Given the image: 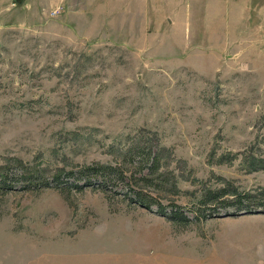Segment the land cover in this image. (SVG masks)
I'll list each match as a JSON object with an SVG mask.
<instances>
[{"label":"rangeland","instance_id":"obj_1","mask_svg":"<svg viewBox=\"0 0 264 264\" xmlns=\"http://www.w3.org/2000/svg\"><path fill=\"white\" fill-rule=\"evenodd\" d=\"M41 6L0 0V264H264L263 213L181 224L123 184L41 186L119 165L192 218L209 189L264 186V0Z\"/></svg>","mask_w":264,"mask_h":264},{"label":"trees","instance_id":"obj_2","mask_svg":"<svg viewBox=\"0 0 264 264\" xmlns=\"http://www.w3.org/2000/svg\"><path fill=\"white\" fill-rule=\"evenodd\" d=\"M144 158L139 163L138 173L148 168V174L152 173L153 166L156 162L155 155H152V149L143 151ZM22 177L20 175L7 174L3 181L5 187L13 188L15 183ZM55 184L56 186L70 187L74 186L77 189H83L85 187H98L104 191L114 189L115 194L120 193L115 186L122 185L129 192L128 197L132 202L146 207L152 208L154 204H157L158 211L161 215L167 216L175 222L186 224L192 221L206 220L214 217L221 211L232 212V215L245 213H263L264 214V186H258L257 188H250L247 190H239L237 187L228 183L216 189H209L205 193L204 201H202V207L194 211L193 218L186 213L185 209L181 205L174 204L170 211H167V207L159 203L154 196L148 191L142 188L133 187L132 178L128 177L125 170L119 165L113 164H101L96 163L88 167L68 171L65 176H57L52 181L44 180L41 182V186H49ZM28 183L24 185L27 188ZM194 219V220H193Z\"/></svg>","mask_w":264,"mask_h":264},{"label":"crops","instance_id":"obj_3","mask_svg":"<svg viewBox=\"0 0 264 264\" xmlns=\"http://www.w3.org/2000/svg\"><path fill=\"white\" fill-rule=\"evenodd\" d=\"M39 1H41L42 2V8H43V10L44 9H47V6H49V5H52V6H54V5H59L61 2H62V0H39ZM146 1H151V0H146ZM38 8H40V7H38ZM40 11H41V9L38 11H36L37 13H40Z\"/></svg>","mask_w":264,"mask_h":264},{"label":"water","instance_id":"obj_4","mask_svg":"<svg viewBox=\"0 0 264 264\" xmlns=\"http://www.w3.org/2000/svg\"><path fill=\"white\" fill-rule=\"evenodd\" d=\"M243 214L245 215V214H248V213H245V212L241 213V215H243Z\"/></svg>","mask_w":264,"mask_h":264}]
</instances>
